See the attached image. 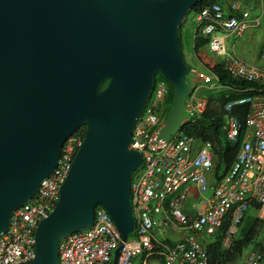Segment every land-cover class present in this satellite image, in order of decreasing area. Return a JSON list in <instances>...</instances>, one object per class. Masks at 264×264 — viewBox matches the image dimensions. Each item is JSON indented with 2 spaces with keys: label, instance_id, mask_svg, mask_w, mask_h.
<instances>
[{
  "label": "water",
  "instance_id": "1",
  "mask_svg": "<svg viewBox=\"0 0 264 264\" xmlns=\"http://www.w3.org/2000/svg\"><path fill=\"white\" fill-rule=\"evenodd\" d=\"M203 0H0V235L85 135L59 199L36 228L26 264H59V243L105 209L126 242L135 232L132 130L158 74L173 86L155 140L183 127L192 90L181 32ZM121 244L112 264H118Z\"/></svg>",
  "mask_w": 264,
  "mask_h": 264
},
{
  "label": "built area",
  "instance_id": "2",
  "mask_svg": "<svg viewBox=\"0 0 264 264\" xmlns=\"http://www.w3.org/2000/svg\"><path fill=\"white\" fill-rule=\"evenodd\" d=\"M239 8L238 2L230 6L231 11ZM233 13L227 15L221 3H214L196 15V21L198 25L204 24L202 33L209 38L208 49L222 57L224 69L235 78L257 85L251 89L257 94L243 96L224 108L227 139L234 142L243 134L235 163L224 177L211 180L216 166L213 147L185 134L184 126L168 141L156 142L155 135L166 117L170 97L166 81L157 78L134 123L130 144L131 149L143 155V164L131 182V203L137 222L135 237L123 242L118 228L100 207L92 226L61 239L59 264H112L121 244L118 264H132L138 256H143L141 264H150L154 255H162L164 264H210L206 244L228 214L231 217L223 241L226 248L233 245L254 203L260 205L258 212L264 217V67L251 65L227 52L220 32L242 36L248 28L249 12L242 11L240 17ZM194 73L195 83L185 110L189 119L185 118L184 123L195 121L205 112L208 98L203 89L222 87L212 71ZM238 105L249 106L244 120L234 114ZM84 135L77 131L67 139L54 172L41 182L31 200L14 210L8 229L0 235V264L33 261L36 228L55 207ZM193 187L199 189L205 204L196 214H188L184 205ZM158 229L177 235V240L165 245L158 240ZM199 236L208 240L201 241ZM158 245L165 249L159 251ZM241 264H264V247L244 254Z\"/></svg>",
  "mask_w": 264,
  "mask_h": 264
},
{
  "label": "trees",
  "instance_id": "3",
  "mask_svg": "<svg viewBox=\"0 0 264 264\" xmlns=\"http://www.w3.org/2000/svg\"><path fill=\"white\" fill-rule=\"evenodd\" d=\"M218 1L219 0H203L191 10L190 14H192L194 18L193 23L191 25H187L189 20L188 16L182 26L181 41L183 51L184 49L189 48L193 49L196 53L202 51V53L209 54V38L204 36L202 33L204 24L198 25L195 22V16L206 7H210ZM210 53L214 55V53ZM214 63L215 64L212 66L211 71L219 78L222 88L217 91L210 89L204 90L208 98V104L205 112L200 115V117L195 119V121L185 124L183 131L185 134L193 137L194 139H198L202 142H208L212 145L216 166L214 175H210V179L212 180L214 178L219 180L226 175L235 163L243 141V134H241L238 140L234 142L227 139L225 131L226 114L224 108L229 102L235 101L243 96L257 94V92L251 90L254 86L257 87V85L252 82L233 77L224 69V65L220 59H217ZM158 78L165 80L169 86L170 97L168 98V106H170L173 100V86L162 75ZM248 109V105H238L234 107L233 111L240 120H244ZM168 110L169 108L167 109L166 115ZM78 132L85 134V128H80ZM252 208L259 210L260 205L258 203H254ZM230 217L231 214L226 216L221 228H219L211 236L212 239L210 237L209 243L206 244L210 264H240L244 256V250L254 243L259 237V223L264 224V221L255 218L252 226L247 230L244 229L243 235L236 237L233 245L226 248L223 245V241L225 231L227 230L230 222ZM243 220L245 221V218ZM133 237H135V233L133 236L130 235V238ZM163 242L165 245L172 244L170 241ZM157 247L159 251L165 249L162 245H158ZM257 247H264V242H255L254 248ZM140 257L141 261L139 264H141L143 260V256ZM153 260H159L161 264H164V257L162 255H154Z\"/></svg>",
  "mask_w": 264,
  "mask_h": 264
},
{
  "label": "crops",
  "instance_id": "4",
  "mask_svg": "<svg viewBox=\"0 0 264 264\" xmlns=\"http://www.w3.org/2000/svg\"><path fill=\"white\" fill-rule=\"evenodd\" d=\"M218 2L225 6L227 15L235 12L233 14H236L238 17H240V13L242 11L247 10L249 12L248 28L242 36L220 32V35L223 37L227 52L235 54L237 57L251 65L264 67V0H219ZM234 2L239 3V11H231L230 5ZM191 24L192 23H190V25ZM200 54L202 53L200 52ZM217 59L222 60L218 57L216 59H210L204 53L201 62L208 67H212ZM188 199L190 200L188 202L186 200L184 205V212L188 214H196V212L203 208L205 204L204 197L200 194L199 189L196 187L192 188L191 195ZM157 232L161 235V239L158 240L162 243L163 241H170L171 243H174L178 238L177 235H167L159 229ZM199 238L204 242L208 240V237L204 236H199ZM150 264L160 263L157 261H151Z\"/></svg>",
  "mask_w": 264,
  "mask_h": 264
},
{
  "label": "rangeland",
  "instance_id": "5",
  "mask_svg": "<svg viewBox=\"0 0 264 264\" xmlns=\"http://www.w3.org/2000/svg\"><path fill=\"white\" fill-rule=\"evenodd\" d=\"M193 15L190 14L189 15V20H188V23L187 25H190V23H193ZM202 53V51H201ZM203 55L204 53L200 54L199 53H196L193 49H189V48H186L184 49V56H185V60L187 61V63L192 67V72L190 73L189 75V79H190V82H191V85H194L195 83V73L194 72H199V71H202V72H209V68L207 65L203 64L201 62V60L203 59ZM210 59H213L217 57H219L218 55H213L209 52V54H206ZM202 57V59H201ZM215 61V60H214ZM160 75L158 74L157 75V78L159 77ZM205 89H203L202 91H204ZM171 106V104H170ZM170 109V107H169ZM169 112V110H168ZM186 119H189V113H186V116H185ZM190 199H187V202L189 201ZM255 218H258V219H261L262 221H264V217H261L259 212H257L255 209H251L245 216V221L243 222L241 228L239 229L238 233L236 234L237 237H240L243 235V230H247L249 229L253 222H254V219ZM260 224V227H259V237L258 239L255 241V242H259L262 238V242H264V224L263 223H259ZM133 236V233L131 234ZM157 237L158 239H161V235L157 232ZM212 239V237H211ZM254 243H252L250 246H248L245 250H244V254H247V252H249L250 250L254 249ZM141 261V257L138 256L136 257L135 259H133L132 261V264H139V262ZM153 261H157L158 263H160L159 260H153ZM161 264V263H160ZM241 264V262H240Z\"/></svg>",
  "mask_w": 264,
  "mask_h": 264
},
{
  "label": "clouds",
  "instance_id": "6",
  "mask_svg": "<svg viewBox=\"0 0 264 264\" xmlns=\"http://www.w3.org/2000/svg\"><path fill=\"white\" fill-rule=\"evenodd\" d=\"M217 3H220V2H217ZM221 4H222V3H221ZM223 6H224V5H223ZM230 6H231V5H230ZM224 7H225V6H224ZM225 9H226V8H225ZM238 11H239V10H238ZM237 16H238V15H237ZM195 22L197 23V21H196V16H195ZM209 51H210V50H209ZM183 52H184V51H183ZM219 58L222 59L221 56H219ZM208 68H209L208 70L211 71L212 67H208ZM191 72H192V71H191ZM207 73H208V72H207ZM156 79H157V77H156ZM221 88H222V87H221ZM205 89H207V88H205ZM219 89H220V88H219ZM219 89H210V90L217 91V90H219ZM203 92L205 93V91H203ZM206 96H207V95H206ZM169 107H170V106H169ZM169 107H168V108H169ZM167 114H168V113H167ZM166 116H167V115H166ZM165 118H166V117H165ZM184 120H185V117H184ZM163 121H164V120H163ZM189 122H193V121H188L187 123H189ZM187 123H183V126H184L185 124H187ZM78 130H79V129H78ZM78 130H77V131H78ZM77 131H76V132H77ZM199 141H200V140H199ZM199 141H198V142H199ZM251 209H255V208H252V207H251V208L248 210V212H249ZM255 210H256V209H255ZM259 210H260V209H259ZM259 210H256V211L258 212ZM248 212H247V213H248ZM242 224H243V223H242ZM136 225H137V223H136ZM134 233H135V232H134ZM134 233H133V234H134Z\"/></svg>",
  "mask_w": 264,
  "mask_h": 264
}]
</instances>
